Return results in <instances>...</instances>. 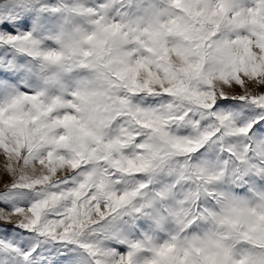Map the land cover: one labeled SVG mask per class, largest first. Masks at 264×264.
I'll return each instance as SVG.
<instances>
[{
  "label": "snow or ice",
  "instance_id": "1",
  "mask_svg": "<svg viewBox=\"0 0 264 264\" xmlns=\"http://www.w3.org/2000/svg\"><path fill=\"white\" fill-rule=\"evenodd\" d=\"M0 100V264H264V0H8Z\"/></svg>",
  "mask_w": 264,
  "mask_h": 264
},
{
  "label": "rangeland",
  "instance_id": "2",
  "mask_svg": "<svg viewBox=\"0 0 264 264\" xmlns=\"http://www.w3.org/2000/svg\"><path fill=\"white\" fill-rule=\"evenodd\" d=\"M64 2L74 9L80 4L91 5L94 2V0H64ZM7 6H8V0H0V11H3ZM87 27H89V24L86 17L79 15V13L76 11H70L65 16L59 18L55 31L57 33L61 31L71 33L78 28H87ZM42 46L45 48H51V47H57L58 45L56 44L54 37H49L42 40ZM16 55L18 58H21L25 61H32V63L36 65V72H37V75L33 78L34 82L27 85H21L20 90L21 91L45 90V85L43 83V76L46 73L44 70L40 68L38 62L33 61L31 57L23 56L22 54H16ZM69 81H70V77H65L64 83L67 84L69 83ZM46 91L48 95L59 94V89L54 86L47 87ZM0 102H3V100H0ZM222 160H223V156L219 155L218 152L217 153L209 152L204 156H198V158H196V162L199 164L202 165L207 164L209 166L215 165L217 167L220 166ZM2 163H3V159L0 158V165H2ZM155 180L156 183L154 186L157 189H159L161 187H166L169 184L175 183L176 177L174 175H170L165 172L158 174ZM258 187L260 188L261 191H264V184H258ZM183 190L184 189L181 187L180 184L176 185L175 191L177 192V198H179V194L182 193ZM234 194L242 198L251 199L252 196L255 194V190L249 191L247 190V188H237L235 189ZM171 234H173V231L166 229L162 232H157L155 236L159 242H162L163 240L168 239L169 235ZM132 238L134 237H129V239ZM113 247H116L121 251L126 250V244L124 243H115L113 244Z\"/></svg>",
  "mask_w": 264,
  "mask_h": 264
},
{
  "label": "clouds",
  "instance_id": "3",
  "mask_svg": "<svg viewBox=\"0 0 264 264\" xmlns=\"http://www.w3.org/2000/svg\"><path fill=\"white\" fill-rule=\"evenodd\" d=\"M206 264H217L215 257L213 256V254L211 253V251L208 254L207 260H206Z\"/></svg>",
  "mask_w": 264,
  "mask_h": 264
}]
</instances>
